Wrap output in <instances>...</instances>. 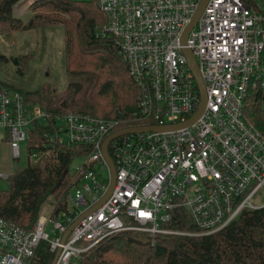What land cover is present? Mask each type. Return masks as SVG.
Returning a JSON list of instances; mask_svg holds the SVG:
<instances>
[{
	"label": "built area",
	"instance_id": "1",
	"mask_svg": "<svg viewBox=\"0 0 264 264\" xmlns=\"http://www.w3.org/2000/svg\"><path fill=\"white\" fill-rule=\"evenodd\" d=\"M95 1L107 19L103 33L120 45L140 90L142 126L180 125L199 111L201 90L186 47L204 81L206 109L191 125L111 141L117 178L112 194L64 239L113 181L102 147L119 130L117 123L78 111L51 117L0 83V143L9 144L14 163L22 159L23 142L29 164L60 144L80 149L74 160L84 157L72 163L79 181L66 193V206L51 196L52 212L40 214L31 230L0 216V264H31L42 246L53 257L60 250L54 264H80L92 247L118 232L210 235L243 211L264 207V136L245 115L248 95L264 91V0H208L186 45L185 28L203 0ZM37 122L45 127L42 147L30 145ZM99 165L109 170L108 180Z\"/></svg>",
	"mask_w": 264,
	"mask_h": 264
},
{
	"label": "trees",
	"instance_id": "2",
	"mask_svg": "<svg viewBox=\"0 0 264 264\" xmlns=\"http://www.w3.org/2000/svg\"><path fill=\"white\" fill-rule=\"evenodd\" d=\"M19 1L0 0L3 32L34 28L42 9L75 12L80 17L75 24L69 20L63 30L68 93L53 94L48 82L33 92L15 91L23 94L27 103L40 105L51 117L78 111L116 121L119 130L142 126L145 119L139 113L140 90L122 58L120 45L99 28L106 19L99 4L95 0H34L31 6L36 15L27 23L15 14L14 6ZM79 53L84 61L76 58ZM12 60L20 63L16 57ZM245 102V115L264 136V91L251 92ZM44 130L41 123L35 124L31 146L42 147ZM77 149L60 144L37 163L19 168L10 176V188L0 192V216L31 230L48 198L53 196L55 203L66 206V193L79 181L71 169L80 151ZM188 227L192 228H184ZM53 259L42 246L31 264H51ZM80 264H264V207L243 211L234 223L210 235L153 237L118 232L92 247Z\"/></svg>",
	"mask_w": 264,
	"mask_h": 264
},
{
	"label": "rangeland",
	"instance_id": "3",
	"mask_svg": "<svg viewBox=\"0 0 264 264\" xmlns=\"http://www.w3.org/2000/svg\"><path fill=\"white\" fill-rule=\"evenodd\" d=\"M33 1L21 0L14 6L15 14L27 23L36 15V11H33L31 6ZM41 11L43 15L36 21L34 28L14 32L0 30V83L12 91L14 89L20 92L22 89H28L33 92L42 83L48 82L53 94L66 95L69 80L64 63L66 49L63 30L69 20L75 24L80 16L75 12L66 14L51 9ZM105 23H107L106 19L103 18L99 28L103 29ZM81 55L79 53L76 58L84 61ZM1 56L8 59H2ZM12 57L18 58L20 63L16 64ZM0 134L3 135V130ZM21 152L22 159L14 163L9 144L6 141L0 143V174L12 176L19 168L29 164L26 142L22 143ZM83 160L84 157L77 158L73 162L76 164ZM71 165L73 169L74 165ZM97 171L101 177L108 180V169L99 165ZM10 186V178L0 176V192L8 190ZM52 198L55 199L53 196ZM259 199L261 202L264 201V190L260 193ZM53 205L54 201L48 198L41 208V214L49 216Z\"/></svg>",
	"mask_w": 264,
	"mask_h": 264
},
{
	"label": "water",
	"instance_id": "4",
	"mask_svg": "<svg viewBox=\"0 0 264 264\" xmlns=\"http://www.w3.org/2000/svg\"><path fill=\"white\" fill-rule=\"evenodd\" d=\"M209 1L208 0H203L197 13L195 14V17L193 19V21L185 28V32H184V35H183V38H182V43L183 45H186L187 43V40H188V36L191 32V29L195 26V24L198 22V20L200 19V15L203 13L207 3ZM184 53L185 55L187 56V59L189 60V64H190V67L193 71V73L195 74L196 76V79H197V82H198V85H199V89L201 90V96H202V99H201V107L199 109V111L192 117V119L188 120V122L186 123H183V124H180V125H174V126H140V127H130L129 129H122V130H118L116 131V133L112 134L111 136H109L104 144H103V147H102V150H103V154H104V157L105 159L107 160L108 164H110L111 166V171H112V178H113V181L107 191V194L103 197V199L98 203L96 204L95 206H93L91 209H89V211H87L85 214H83L80 218H78L70 228L69 230L66 232V234L64 235V239H66L67 235L75 228V226L78 224V222L83 219L85 216H87L90 212L98 209V207H100L101 205H103V203L108 200V198L111 196L112 194V191L116 185V169H115V165L113 164L112 162V159L110 157V154H109V149H108V146L110 144L111 141L115 140L116 137H119V136H122V135H126V134H130V133H139V132H145V131H166V130H174L176 128H179V127H185V126H188V125H191L195 122H197V120L200 119V117L202 116L203 112L205 111L206 109V106H207V91L205 89V85H204V81H203V78H202V75L199 73V69H198V65H197V60H195V57L191 51V49L189 47H186L184 48ZM59 251L60 250H57L56 252V255L52 261L51 264H54L57 257L59 256Z\"/></svg>",
	"mask_w": 264,
	"mask_h": 264
}]
</instances>
